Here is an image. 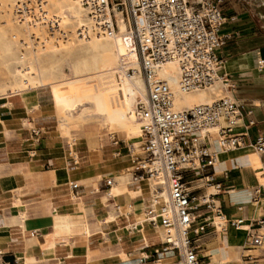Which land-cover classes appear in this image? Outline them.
<instances>
[{
    "label": "crops",
    "instance_id": "obj_1",
    "mask_svg": "<svg viewBox=\"0 0 264 264\" xmlns=\"http://www.w3.org/2000/svg\"><path fill=\"white\" fill-rule=\"evenodd\" d=\"M219 7L226 18L221 34L229 37L219 50L220 74L235 84L243 117L234 133L244 135V146L222 152L211 135L213 167L184 175L195 225L207 227L196 252L202 264H245V256L248 264H264V244H247L249 234L264 228V195L254 199L264 155L252 147L264 138V69H258L264 62V0H219ZM54 112L66 130L48 89L0 97V264H174V253L154 255L163 228L159 218H150L161 205L151 182L134 179L139 136L91 135L69 144L54 126ZM88 121L122 129L93 118L82 123ZM208 174L211 183L205 182ZM106 179L112 184L102 188ZM202 199L213 203V212Z\"/></svg>",
    "mask_w": 264,
    "mask_h": 264
},
{
    "label": "built area",
    "instance_id": "obj_2",
    "mask_svg": "<svg viewBox=\"0 0 264 264\" xmlns=\"http://www.w3.org/2000/svg\"><path fill=\"white\" fill-rule=\"evenodd\" d=\"M75 1L87 16L85 24L77 29L78 36L115 37L114 12L119 11L134 38L138 72L145 85V93L138 97L135 106L140 123L141 157L134 166V179L151 182L155 196L161 191L167 194V201L159 207L164 236L154 255L170 252L176 256L174 264H202L196 242L207 227L195 225V207L191 206L194 198L184 175L213 167L216 152L209 148L211 135H215L222 152L244 146V135L234 133L243 117L236 87L228 75L220 74L224 58L219 50L229 37L221 34L226 18L219 0ZM12 11L19 21L46 28L52 35L62 29L58 16L50 12L48 0H15ZM258 69H264V62H258ZM165 72L174 79V90ZM215 85L221 87L220 98L175 108L176 93L186 94ZM32 134L37 137L39 132ZM252 147L257 155H264V138L258 137ZM204 178L206 183L213 181L212 174ZM261 178L254 189L255 200L264 195L263 172ZM111 184V179H106L102 188ZM70 187L77 189L76 184ZM202 203L213 212L215 207L210 200L202 199ZM238 224L232 225L236 228ZM247 244L252 248L261 246L262 235L249 234ZM245 259L248 264L251 258Z\"/></svg>",
    "mask_w": 264,
    "mask_h": 264
},
{
    "label": "bare ground",
    "instance_id": "obj_3",
    "mask_svg": "<svg viewBox=\"0 0 264 264\" xmlns=\"http://www.w3.org/2000/svg\"><path fill=\"white\" fill-rule=\"evenodd\" d=\"M54 8L57 9L58 18L63 25L69 24L73 26V28H79L87 21L85 9L75 0H56ZM114 19L117 26L115 37H81L83 38L79 40L81 44L76 46L77 50L75 51L77 52V58L74 62V73L76 77L73 79L64 78V74L62 73L59 76L62 79L59 81L55 83H44V78H46L45 73H41L40 67L34 58L27 60L25 55L15 58L12 57L13 59L9 58L10 60L12 59L13 63L16 65L12 73V78H10L12 90L0 89V97L19 94L26 88L38 90L48 89L51 93L53 104L65 108L63 110L69 112L70 107L75 102L72 95L79 91L80 86L84 84L83 81L89 78H97L101 84L100 92L102 96L105 97L108 106L114 112L105 115L101 122L104 125H108L110 121H123L126 125L127 138L140 136V128L135 126L138 121L136 118L135 106L137 102L136 96L145 93V85L138 72L139 66L135 42L128 28V23L119 11L114 12ZM14 46L15 44L13 42H6L3 40L0 49L2 53L7 55ZM55 52L56 50L51 51V53ZM2 60L4 63L6 62L5 59ZM88 64L90 65V72L88 74L86 73L84 76H80L78 67ZM129 67H132V69H128ZM127 69L132 71L133 76L129 75ZM165 74L171 86V84L174 83V79L167 72H165ZM171 88L173 90L175 89V83ZM28 89L26 91H28ZM177 95L179 94L176 93L175 96ZM175 103H180L181 105L187 103V100L175 98L174 104ZM117 115L122 116L123 120H115ZM197 136L204 138L200 133H197ZM156 201L159 205L165 203L167 201L166 192L161 191ZM154 205L153 203V206ZM159 216L160 214L158 212L157 215L152 216L150 219L156 220ZM218 221L219 218L216 220V225ZM238 222L239 224L237 227L241 224V221ZM160 235L161 237L164 236L163 230L160 232Z\"/></svg>",
    "mask_w": 264,
    "mask_h": 264
},
{
    "label": "rangeland",
    "instance_id": "obj_4",
    "mask_svg": "<svg viewBox=\"0 0 264 264\" xmlns=\"http://www.w3.org/2000/svg\"><path fill=\"white\" fill-rule=\"evenodd\" d=\"M8 1L9 0H0V46L3 40L6 42H13L15 46L7 53V55L2 53L0 49V89L8 91L12 90L10 86V78H12V73L16 66L12 59L23 55L26 56L27 60L34 58V60L37 61L41 73H45L46 78H44V83H55L59 81L62 79L59 77L62 73L64 74V78H75L74 62L77 58V52H75L77 50L76 46L81 44L79 40L83 39L77 35L76 29H78V27L73 28V26L69 24L63 25L59 19L60 27L63 28L60 33L56 32L54 33L55 35H52L46 28L38 26L34 27L19 21L18 17H16L12 11V5L15 0ZM48 1L50 3V12L55 15L57 14L59 17L57 9L54 8L56 0ZM52 50H56V52L51 53ZM9 58L12 59L10 60ZM2 59H5L6 62L4 63ZM78 68L80 76H84L86 73L88 74L90 72L89 64L86 66H79ZM130 68L132 69V67H129L128 69ZM127 72L130 76H133L131 70H128ZM83 82L84 84L80 86L79 91L72 95L75 102L70 107L69 112H65L63 110L65 108L54 105L61 116V123L64 121V123L67 124V129L62 130L59 126V116L54 112V126L57 129L60 138L69 144H72L79 138L91 135L96 138L107 139L110 137V134H114L126 139V132L122 130L124 129L126 131V125L123 121H110L108 123V126H117L122 129L111 128L107 130L100 128L99 124L95 121L82 123L83 121L92 118L101 121L105 115L114 113L106 103L105 97H103L100 92L101 84L99 79L89 78L85 79ZM174 83H172L171 86ZM27 89L28 88L24 91ZM140 96L142 95H137L136 100H138V97ZM221 96V87L215 85L209 89L174 96V100L175 98H183L187 100V103L185 104L180 105V103H175L174 106L176 109L188 108L198 103L213 101ZM115 120H123V117L117 115ZM135 126L140 128L139 121H137V125ZM137 151L139 152L140 149ZM259 235H262L264 244V228L259 231ZM162 238L163 237H161V241L163 240ZM261 246L256 248H260ZM238 252L240 253L241 251L239 250Z\"/></svg>",
    "mask_w": 264,
    "mask_h": 264
}]
</instances>
